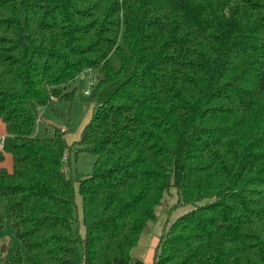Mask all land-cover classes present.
Here are the masks:
<instances>
[{"label":"trees","instance_id":"trees-1","mask_svg":"<svg viewBox=\"0 0 264 264\" xmlns=\"http://www.w3.org/2000/svg\"><path fill=\"white\" fill-rule=\"evenodd\" d=\"M93 69L79 139L36 134ZM0 122V227L23 248L0 264H140L171 186L188 210L153 264H264V0H0ZM74 146L95 160L73 177Z\"/></svg>","mask_w":264,"mask_h":264},{"label":"rangeland","instance_id":"rangeland-1","mask_svg":"<svg viewBox=\"0 0 264 264\" xmlns=\"http://www.w3.org/2000/svg\"><path fill=\"white\" fill-rule=\"evenodd\" d=\"M97 74V70H89L85 76H77L69 82L68 90L75 87V99L70 106L65 101L55 100L42 108L39 114V125L36 129V134H46L49 136L51 135L53 126H57L63 127L66 130L65 139L68 144L78 140L82 128L91 118L94 109V104L90 100V93ZM85 91H88V93H85ZM54 109L56 110L54 111ZM75 148L76 146L71 149V152L67 153L68 157H64V170L67 176L74 177L76 172L89 173L95 160L94 154L85 151L75 153ZM74 186L75 190H77V183ZM75 200L79 219H81V199L77 191L75 193ZM176 201V189L174 186H171L164 193L160 204L155 207V219L148 221L147 231H144L143 235L141 234L144 238L140 237L138 244L132 248L131 255L137 254L138 251L143 250L151 242L154 243L152 247L154 255L155 247L162 233L177 216L188 210L186 206H175ZM0 203H2L1 196ZM79 233L81 235L84 233V228L81 224L79 226ZM18 249L23 252V248L20 246L17 238L12 234L10 219L5 217L0 227V261L4 258H11ZM151 263L153 264V261Z\"/></svg>","mask_w":264,"mask_h":264},{"label":"crops","instance_id":"crops-1","mask_svg":"<svg viewBox=\"0 0 264 264\" xmlns=\"http://www.w3.org/2000/svg\"><path fill=\"white\" fill-rule=\"evenodd\" d=\"M64 131H66V130H64ZM3 136H4V128H3L2 122H0V138H2ZM10 163H11L10 162V156L8 154H6L5 160L2 163H0V165L4 166L6 168H10ZM142 235H141V238H144V236H142ZM153 244L154 243L151 242L146 247H144L143 250L138 251L137 254H132V257L139 260L140 264L146 263V262L151 263L153 261V256H154L153 252H152Z\"/></svg>","mask_w":264,"mask_h":264},{"label":"built area","instance_id":"built-area-1","mask_svg":"<svg viewBox=\"0 0 264 264\" xmlns=\"http://www.w3.org/2000/svg\"><path fill=\"white\" fill-rule=\"evenodd\" d=\"M85 93H88V91H85ZM61 130H64V128H62ZM3 138V137H2ZM0 138V140L2 139ZM0 149H2V141H0ZM146 264H152V263H146Z\"/></svg>","mask_w":264,"mask_h":264},{"label":"water","instance_id":"water-1","mask_svg":"<svg viewBox=\"0 0 264 264\" xmlns=\"http://www.w3.org/2000/svg\"><path fill=\"white\" fill-rule=\"evenodd\" d=\"M82 77H83V75H82ZM164 206H166V204H164ZM144 231H147V228H145V230Z\"/></svg>","mask_w":264,"mask_h":264}]
</instances>
